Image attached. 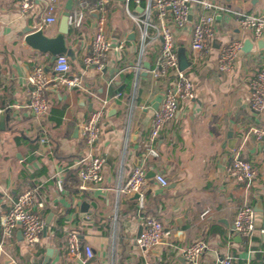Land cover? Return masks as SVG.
I'll list each match as a JSON object with an SVG mask.
<instances>
[{
	"label": "crops",
	"instance_id": "1",
	"mask_svg": "<svg viewBox=\"0 0 264 264\" xmlns=\"http://www.w3.org/2000/svg\"><path fill=\"white\" fill-rule=\"evenodd\" d=\"M69 1L36 0V7L23 14L19 0H0V109L11 111L3 120L0 113V215L8 211L12 197L37 188L33 209L48 226L37 250L26 245L17 228L0 250V264H33L34 257L47 248L57 250L52 264H82L67 250L66 229L78 230L93 247L94 256L87 264H143L146 255L137 245V236L145 214L159 218L168 231L147 253L154 260L188 264L180 248L202 238L208 248L199 264H215L227 255L239 264H264V141L249 134L252 127L264 126V110L255 112L248 100L250 78L264 66V48H258V38L241 29L232 13L223 11L214 23L210 52L204 56L192 48L197 4H192V20L184 27H176L169 14L175 49L186 52L191 61L184 71L193 81L195 96L179 101L175 117L153 143L158 155H150L145 142L152 119L176 77L174 72L167 77L153 75L162 38L152 24L144 42L141 72L135 71L142 34L131 13H142L149 0H110L107 34L112 48L102 71L83 61L94 37L97 12L80 27L70 28L67 36L76 58H71L69 75L81 76V85L46 88L50 112L42 120L29 107L31 70L43 63L53 76L54 62L49 53L25 42V29L43 27L46 34L54 35ZM79 1L74 0L72 9ZM214 1L239 11L264 13V0H231V5ZM51 4L57 21L46 25ZM150 20L160 22L154 9ZM233 39L243 40V46L250 39L252 50L242 47L233 69L222 71L218 68L221 48ZM104 98L110 101L100 137L87 146L82 125ZM238 148L256 170L247 188L230 173ZM89 152L104 156L106 166L99 184L81 187L77 163ZM137 165L154 175L148 178L144 214L135 195L118 194ZM158 173L169 181L167 186L156 180ZM57 177L64 180L62 191ZM259 200L263 211L255 210L253 235L239 234L233 228L238 208L249 202L255 209L260 207ZM85 201L90 205L82 215Z\"/></svg>",
	"mask_w": 264,
	"mask_h": 264
},
{
	"label": "built area",
	"instance_id": "2",
	"mask_svg": "<svg viewBox=\"0 0 264 264\" xmlns=\"http://www.w3.org/2000/svg\"><path fill=\"white\" fill-rule=\"evenodd\" d=\"M109 2L110 0H80L68 16L70 28L76 29L87 18L92 17L94 11L97 12L94 37L83 61L85 66L94 67L99 71L106 67L108 51L112 48L110 36L107 34ZM193 3L197 4L198 11L192 28V48L204 56L210 52V43L215 34L214 23L220 12L232 13L239 27L252 31L255 38L260 39L264 36V13L255 14L239 11L225 4L220 5L214 0H149L147 7L142 13H131L141 28L142 34L141 55L135 65V71L137 73L141 72L144 42L148 37L147 29L152 24L162 38L158 68L153 69V75L155 77H167L170 72H174L176 77L175 81L166 87L160 108L154 113L152 127L145 142L147 153L150 155H158V150L153 143L161 135L171 119L175 117L179 101L195 96L192 79L184 70L179 69V56L174 43L175 34L167 23L170 14L176 27L186 26L192 20L191 6ZM19 6L21 13H28L36 7V0H19ZM54 8L55 5L51 4L44 24L49 25L57 21L54 15ZM153 9L159 17L160 22L158 24L152 23L150 20V14ZM118 47H122V44ZM242 47L243 40L240 39H233L224 44L219 54L218 68L222 71H231ZM70 71L71 58L67 54L58 55L52 67L53 76L50 75L43 63L35 65L31 70L29 82L33 85V89L30 91L29 107L36 113L39 120H42L50 112L49 102L44 92L46 88H57L60 85L72 88L81 85L82 77L79 75L70 76ZM250 86L249 103L255 112L261 113L264 110V66L251 76ZM109 101L107 98L102 99L97 108L91 112L88 120L82 125V136L87 146H93L100 137L102 131L100 126L107 113ZM2 112L3 110L0 109V113ZM250 133L256 139L264 141V126L252 127L249 131ZM41 141H46V137H42ZM240 151L241 149L238 148L234 153L233 161L230 165V173L238 183L247 188L253 184L256 170L250 160L241 157ZM105 163V157L100 154L89 152L82 156L77 163L80 165L78 177L80 183H82L81 187H85L88 183L99 184L103 179ZM155 178L163 186L169 184V181L162 174H156ZM56 184H58L60 191L65 187L64 180L60 177L56 178ZM148 186L149 181L145 167L137 165L130 176L119 186L118 194H138L137 200L143 212L146 207L145 196ZM37 195V188H27L21 194L10 199L11 204L8 211L0 215V250L14 235L17 228L21 229L26 245L32 250H37L46 226V222L41 215L33 209ZM206 213L204 212L202 216ZM255 213L254 206L249 202L240 206L235 215L234 229L244 236L253 235L252 233L256 229ZM142 218V229L137 236V245L146 255L143 264H177L176 262L154 260L147 255L166 237L168 231L159 218L146 214ZM262 232H264V229H262ZM65 239H67L68 252L77 257L82 264H87L93 258V247L83 241L78 230L66 229ZM207 248L208 244L206 241L198 238L190 245L180 248V252L188 264H199ZM215 264L239 263L236 262L232 255H227L219 258Z\"/></svg>",
	"mask_w": 264,
	"mask_h": 264
},
{
	"label": "water",
	"instance_id": "3",
	"mask_svg": "<svg viewBox=\"0 0 264 264\" xmlns=\"http://www.w3.org/2000/svg\"><path fill=\"white\" fill-rule=\"evenodd\" d=\"M226 2L231 5V0H226ZM74 6V0H70L69 3L66 6V9L64 10L62 16H61V21L59 24L58 32L55 33L54 35H48L45 33L43 27H40L37 30H32L31 28L27 27L25 29V42L29 44L32 48L42 51V52H47L49 55H51V62H55L56 59L58 58L59 54H67L70 56V58L75 59L76 54L75 51L76 49L73 48L70 45V40L67 35L70 34V26H69V15ZM257 45L259 49L264 48V36H262L260 39L257 40ZM253 46V42L250 39H246L243 49L247 51H251ZM179 56V69L180 70H186L188 65L191 63L189 58L186 55V52L184 51H179L178 52ZM10 109H6L4 112L1 113V119H5L6 116L10 114ZM44 143L42 144V146ZM154 175L148 174L147 177H152ZM138 197V194L135 195V198ZM89 203L87 201L83 202L82 204V215H85L87 208L89 207ZM258 206L256 207L255 210L258 211H263V203L262 200H259ZM60 226V221L57 220L56 227ZM48 226H45L44 232L47 230ZM233 228H235V224H233ZM141 229L139 230V233L141 232ZM21 238H23L22 232H20ZM57 250L55 248H47L46 252L43 255H40L38 257H34V262L33 264H52L53 261V256L56 254Z\"/></svg>",
	"mask_w": 264,
	"mask_h": 264
},
{
	"label": "trees",
	"instance_id": "4",
	"mask_svg": "<svg viewBox=\"0 0 264 264\" xmlns=\"http://www.w3.org/2000/svg\"><path fill=\"white\" fill-rule=\"evenodd\" d=\"M133 74V73H132ZM132 75H130V77H131Z\"/></svg>",
	"mask_w": 264,
	"mask_h": 264
}]
</instances>
